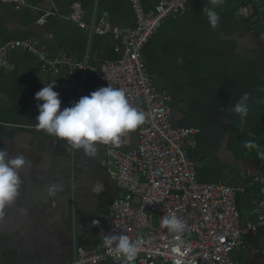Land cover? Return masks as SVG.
<instances>
[{"label": "crops", "instance_id": "0c3cea01", "mask_svg": "<svg viewBox=\"0 0 264 264\" xmlns=\"http://www.w3.org/2000/svg\"><path fill=\"white\" fill-rule=\"evenodd\" d=\"M75 0H0V43L31 38L50 55L88 54V64L118 57L115 32L134 26L130 0H77L84 20L104 18L107 32L88 33L68 18ZM146 10L159 0H140ZM214 7L206 0L191 2L183 13L164 20L146 43L143 54L155 87L171 99L175 127H197L190 151L200 182L235 184L242 169L264 160V0H225ZM205 9L219 21L210 24ZM39 23L38 19L43 18ZM56 81L61 110L89 95L105 81L86 71H40L39 60L22 50H9L0 60V149L28 163L19 171L20 195L0 219V264H62L73 248L93 249L99 230L110 223V205L117 194L105 165L108 147L137 146L136 131L121 143L99 146L94 157L37 128L35 93ZM249 112L243 122L231 111L245 93ZM39 103H43L40 101ZM252 145H256L253 147ZM257 185L237 196L244 247L231 251L235 264H264V227L256 232L252 202ZM98 264H116L106 260Z\"/></svg>", "mask_w": 264, "mask_h": 264}, {"label": "built area", "instance_id": "2783aa9c", "mask_svg": "<svg viewBox=\"0 0 264 264\" xmlns=\"http://www.w3.org/2000/svg\"><path fill=\"white\" fill-rule=\"evenodd\" d=\"M15 1L18 0H4ZM195 0H159L146 10L140 0H130L134 26L113 34L118 57L88 64V54L50 55L31 38L9 39L0 43V60L9 50H22L40 62V71L57 74L64 71L73 86L72 75L89 71L114 88L122 89L129 104L144 112L146 120L135 131L137 146L128 150L108 147L105 165L115 181L117 194L110 205V223L99 230L93 249L74 247L72 257L62 264H98L106 260L116 264H235L231 251L244 247L237 196L257 185L259 198L252 202L256 222L247 228L256 232L264 227V160L255 169H242L236 183L200 182L190 151L197 144V127H175L171 122L170 96L158 90L147 70L144 47L161 24L170 16L187 10ZM223 7L225 0H206ZM80 1L70 4L69 20L88 33L105 34L104 18L84 20ZM38 22L43 23L44 19ZM177 216L183 231L171 232L161 225L165 216ZM157 217L154 227L151 218ZM127 235L138 249L134 261H127L107 245V236Z\"/></svg>", "mask_w": 264, "mask_h": 264}, {"label": "clouds", "instance_id": "9594fccd", "mask_svg": "<svg viewBox=\"0 0 264 264\" xmlns=\"http://www.w3.org/2000/svg\"><path fill=\"white\" fill-rule=\"evenodd\" d=\"M205 12L210 24L215 27L219 21L218 15L211 9H205ZM55 87L56 81H53L35 93L39 112L35 118L36 126L48 135L64 140L76 149H82L89 157H94L101 145L123 142L129 133L145 123L144 112L132 107L120 88L108 84L61 110L60 94L54 91ZM249 99L250 94L245 92L231 109L239 115L241 122L248 115ZM27 163L23 154L13 157L8 150L0 149V219L4 218L5 210L20 195L19 171ZM161 225L171 232H181L184 227L175 215L163 217ZM105 243L114 245V253L129 262L134 261L139 252L137 245L127 235L107 236Z\"/></svg>", "mask_w": 264, "mask_h": 264}, {"label": "rangeland", "instance_id": "374dc122", "mask_svg": "<svg viewBox=\"0 0 264 264\" xmlns=\"http://www.w3.org/2000/svg\"><path fill=\"white\" fill-rule=\"evenodd\" d=\"M151 223H152V225H153L154 227L157 225V217H156V216H153V217L151 218Z\"/></svg>", "mask_w": 264, "mask_h": 264}]
</instances>
